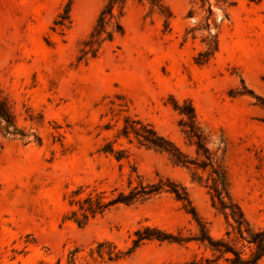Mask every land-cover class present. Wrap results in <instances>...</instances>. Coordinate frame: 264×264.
<instances>
[{
    "label": "rangeland",
    "instance_id": "obj_1",
    "mask_svg": "<svg viewBox=\"0 0 264 264\" xmlns=\"http://www.w3.org/2000/svg\"><path fill=\"white\" fill-rule=\"evenodd\" d=\"M103 1L0 0V89L19 129L41 139H4L0 149V264H188L199 256L194 244L157 240L122 256L137 231L151 233L146 227L195 232L191 216L167 192L117 205L82 228L65 219L64 198L77 186L108 196L127 191L134 171L147 182L181 185L211 235L224 233L226 221L192 179V168L121 133L125 122L138 120L195 158L172 109L183 100L191 101L233 200L252 225H264V2L232 0L223 8L221 0H209L207 31V7L200 9L199 0H162L173 15L164 32L146 0H128L124 34L80 61ZM70 2V23L55 25ZM215 34L217 52L197 65L203 39ZM111 146L120 152L105 153Z\"/></svg>",
    "mask_w": 264,
    "mask_h": 264
},
{
    "label": "trees",
    "instance_id": "obj_2",
    "mask_svg": "<svg viewBox=\"0 0 264 264\" xmlns=\"http://www.w3.org/2000/svg\"><path fill=\"white\" fill-rule=\"evenodd\" d=\"M128 0H104L94 26L86 40L81 43L80 61L86 57L94 58L102 46L110 43L117 36L124 34L121 18L124 15ZM152 13H156L163 21V31L170 30L173 19L172 12L164 5L162 0H146ZM259 5L264 0H248ZM223 8L233 6L232 0H221ZM194 5L196 3L192 1ZM200 9L207 13L204 28L209 31L213 12L209 0H199ZM71 2L62 14L58 16L55 25L65 27L70 23ZM192 14V12H190ZM227 16V15H226ZM205 50L199 52L194 58L197 65L207 64L218 50V34L208 35L203 39ZM264 104V102H263ZM172 109L182 117L179 126L185 139L195 148V158H188L177 149L171 141L159 135L149 124L143 125L138 120L125 122L121 133L128 138L133 134L134 141L142 147L153 149L168 155L172 163L192 168V179L207 189L213 209L220 213L225 221L226 228L219 237H213L206 221L198 217L192 207L188 194L181 185L158 178L156 182H147L137 172H131L127 179V191L114 189L107 196L105 191H99L89 185H79L70 191L64 198L68 205L65 219L72 221L79 228L85 227L96 217L102 216L117 205H132L141 203L161 192H167L180 202L187 214L195 224V232L185 235L182 230L176 234L165 233L157 228L146 227L151 232L148 235H138L133 241V246L122 256H128L135 251L144 240H157L179 245L194 244L202 249L199 256L195 255L188 264H259L264 258V225L255 227L245 217L239 205L233 200L230 186L224 168L218 163L215 154L207 147V135L202 129L195 109L189 100L172 104ZM120 133V135H121ZM36 143L41 139L37 135L27 134L19 129L9 97L0 89V149L4 139H20ZM109 154H118L109 147ZM119 160V158H116ZM100 247V245H99ZM99 254H102L101 252ZM116 259L120 256L115 255ZM111 259L112 256L109 255Z\"/></svg>",
    "mask_w": 264,
    "mask_h": 264
}]
</instances>
